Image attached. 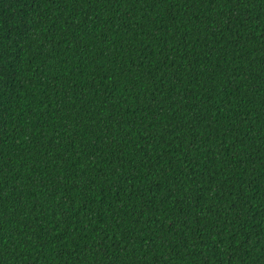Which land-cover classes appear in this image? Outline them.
Returning <instances> with one entry per match:
<instances>
[{"label":"trees","instance_id":"1","mask_svg":"<svg viewBox=\"0 0 264 264\" xmlns=\"http://www.w3.org/2000/svg\"><path fill=\"white\" fill-rule=\"evenodd\" d=\"M0 264H264V0H0Z\"/></svg>","mask_w":264,"mask_h":264},{"label":"snow or ice","instance_id":"2","mask_svg":"<svg viewBox=\"0 0 264 264\" xmlns=\"http://www.w3.org/2000/svg\"><path fill=\"white\" fill-rule=\"evenodd\" d=\"M234 2L239 3V2H241V0H234Z\"/></svg>","mask_w":264,"mask_h":264}]
</instances>
